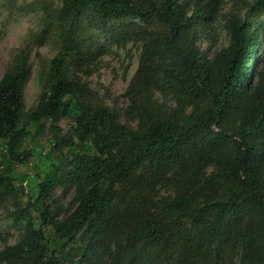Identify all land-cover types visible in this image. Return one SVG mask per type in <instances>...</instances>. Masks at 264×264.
Instances as JSON below:
<instances>
[{
	"label": "trees",
	"instance_id": "trees-1",
	"mask_svg": "<svg viewBox=\"0 0 264 264\" xmlns=\"http://www.w3.org/2000/svg\"><path fill=\"white\" fill-rule=\"evenodd\" d=\"M59 2L34 41L59 25L37 107L25 110L30 47L0 80V204L13 199L21 230L0 264H264V0H234L230 42L211 56L200 40L226 0ZM130 18L141 23L119 38L143 46L125 122L74 68L102 46L81 33ZM46 121L50 153L23 198L12 169ZM58 187L74 193L69 208L48 206Z\"/></svg>",
	"mask_w": 264,
	"mask_h": 264
},
{
	"label": "rangeland",
	"instance_id": "rangeland-1",
	"mask_svg": "<svg viewBox=\"0 0 264 264\" xmlns=\"http://www.w3.org/2000/svg\"><path fill=\"white\" fill-rule=\"evenodd\" d=\"M46 1V2H45ZM234 0H226L224 9L218 16V20L223 21L224 11L228 10L233 4ZM60 5L59 0H0V15H16L19 13H26L30 10L39 8L45 13L46 22L50 19L51 14L49 10H55ZM134 23H141L140 19H126L125 21L111 22L108 26L110 29L100 28L99 26H92L83 33L82 38L89 45L94 40L100 43L101 47L94 48V53L86 61L88 66L74 68L75 75L79 80L85 81L89 84L93 97L106 105L115 108L122 114V120L127 121L124 116V110L128 105L127 97L125 96L126 89L130 80L136 72L140 55L142 51L143 41L139 34L132 32L133 36L126 38H119L123 28ZM132 26V27H133ZM136 28V27H135ZM60 28L56 25L51 29L43 46H37L35 42L31 48L30 67L31 72L25 86V110L31 112L34 110L40 100L41 92L47 87L50 78V66L52 60L60 50ZM230 36L224 28L217 34L211 35L209 32L203 34L200 40V45L203 49L209 51L210 56L219 49L228 46ZM261 59H264V34L261 35ZM14 66H5L0 64V80ZM134 124V123H133ZM135 125V124H134ZM60 126L67 132L70 129V121L62 119ZM50 122H44L43 130L34 137H27L23 142V150L31 151L28 161L23 163H16L12 169V174L17 176L20 180L24 179L23 190L25 198L29 194L31 183L34 185L36 174L41 173L42 170L38 166V155L40 152H49V144L47 138L50 132ZM5 158V152L3 151ZM52 153V152H51ZM48 164L46 158H42ZM41 159V161H42ZM18 184L21 181L17 180ZM165 192V190L163 191ZM74 193L71 191L67 196H63L62 188L58 187L55 191L54 199L48 204L50 208L63 206L64 209L69 208L70 202ZM14 209V202L12 198L0 204V232L3 237L0 238V249H3L7 244H14L20 233V226L13 224V220L8 217V211Z\"/></svg>",
	"mask_w": 264,
	"mask_h": 264
},
{
	"label": "clouds",
	"instance_id": "clouds-1",
	"mask_svg": "<svg viewBox=\"0 0 264 264\" xmlns=\"http://www.w3.org/2000/svg\"><path fill=\"white\" fill-rule=\"evenodd\" d=\"M225 24L218 19L209 21V34L217 35ZM45 26V13L39 8L12 16L0 15V64L14 66Z\"/></svg>",
	"mask_w": 264,
	"mask_h": 264
}]
</instances>
